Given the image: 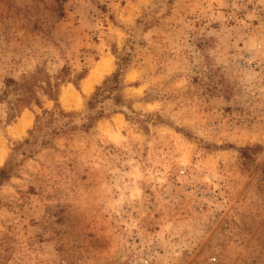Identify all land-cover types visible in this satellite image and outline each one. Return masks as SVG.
<instances>
[{
    "label": "rangeland",
    "instance_id": "obj_1",
    "mask_svg": "<svg viewBox=\"0 0 264 264\" xmlns=\"http://www.w3.org/2000/svg\"><path fill=\"white\" fill-rule=\"evenodd\" d=\"M119 66L122 106L37 130L45 78L82 113ZM24 78L41 103L9 118ZM0 157V264H264V0H0Z\"/></svg>",
    "mask_w": 264,
    "mask_h": 264
},
{
    "label": "trees",
    "instance_id": "obj_2",
    "mask_svg": "<svg viewBox=\"0 0 264 264\" xmlns=\"http://www.w3.org/2000/svg\"><path fill=\"white\" fill-rule=\"evenodd\" d=\"M64 68L61 69V71ZM122 68L119 66L114 73L110 76L106 77L100 86L95 88V91L90 95L86 102V110L82 113L75 112H64L58 106V83L54 82L51 84L49 78H45L43 80L45 82V86L42 87V93L52 99L55 102V108L53 110L43 109L40 115H36L35 117V127L37 126V130L41 131L45 129L50 134H58V133H66L68 131H74L76 129L80 130H88L95 123L108 115L105 113L104 109L100 107L97 108V105L101 103L104 99H113L116 104L122 106L124 100L120 92H117L122 85L121 80ZM84 76L83 73L79 74L77 78L80 80ZM31 78H34L32 76ZM13 82L15 90L19 92H13L16 96L12 107L10 108L13 112L9 115V118H12L15 113L20 112L24 107H28L30 104L40 105V98L38 96V92H36L33 88V85L29 83L28 78H24L22 84H19L17 81L7 79L6 83ZM75 87L78 88V85L73 82ZM23 89V92H21ZM259 146L254 145L252 147H241L239 149L240 158L243 160V164H246L250 158L248 151L253 149H258ZM14 170V164L11 162H7L4 166L0 168V185L3 184L6 180H8L11 176L12 171Z\"/></svg>",
    "mask_w": 264,
    "mask_h": 264
},
{
    "label": "built area",
    "instance_id": "obj_3",
    "mask_svg": "<svg viewBox=\"0 0 264 264\" xmlns=\"http://www.w3.org/2000/svg\"><path fill=\"white\" fill-rule=\"evenodd\" d=\"M135 252L130 255L128 264H178L176 258L178 253H173V258L163 260L157 255L160 254L161 248H149L142 250L141 248H134Z\"/></svg>",
    "mask_w": 264,
    "mask_h": 264
},
{
    "label": "bare ground",
    "instance_id": "obj_4",
    "mask_svg": "<svg viewBox=\"0 0 264 264\" xmlns=\"http://www.w3.org/2000/svg\"><path fill=\"white\" fill-rule=\"evenodd\" d=\"M109 67L110 66H109V63L107 61H102L101 63H99V65L95 69L94 73H92V77L89 80L85 81L84 90L85 91L90 90L93 83L98 81V79L101 78L104 73L109 71ZM63 101H64L66 106H73L75 108H77L80 104L79 97L75 93H70L67 96L64 95ZM27 123H28L27 120L24 119L23 125H26ZM0 161H1V157H0Z\"/></svg>",
    "mask_w": 264,
    "mask_h": 264
}]
</instances>
